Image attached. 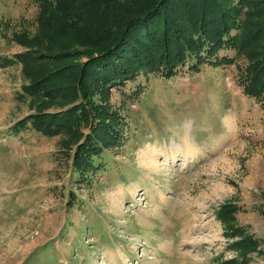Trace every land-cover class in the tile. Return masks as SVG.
<instances>
[{"label": "rangeland", "instance_id": "rangeland-1", "mask_svg": "<svg viewBox=\"0 0 264 264\" xmlns=\"http://www.w3.org/2000/svg\"><path fill=\"white\" fill-rule=\"evenodd\" d=\"M219 1L209 55L102 86L0 0V264H264V0Z\"/></svg>", "mask_w": 264, "mask_h": 264}, {"label": "trees", "instance_id": "trees-1", "mask_svg": "<svg viewBox=\"0 0 264 264\" xmlns=\"http://www.w3.org/2000/svg\"><path fill=\"white\" fill-rule=\"evenodd\" d=\"M221 5L219 0H41L35 43L55 53H41L53 61L81 50L88 58L78 75L72 68L73 76L107 86L139 69L192 61L201 49L209 55L207 44L223 43V25L217 23Z\"/></svg>", "mask_w": 264, "mask_h": 264}, {"label": "crops", "instance_id": "crops-1", "mask_svg": "<svg viewBox=\"0 0 264 264\" xmlns=\"http://www.w3.org/2000/svg\"><path fill=\"white\" fill-rule=\"evenodd\" d=\"M169 243H170V242H166V243H164V247H165L166 245H168ZM170 244H171V243H170ZM120 253H121V254H120ZM117 255H118V256H119V255L121 256V255H122V252H118ZM120 256H119V257H120ZM143 261H144V260H143ZM143 261H142V262H143ZM167 262H168V260H166V264H167Z\"/></svg>", "mask_w": 264, "mask_h": 264}]
</instances>
